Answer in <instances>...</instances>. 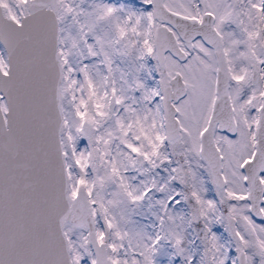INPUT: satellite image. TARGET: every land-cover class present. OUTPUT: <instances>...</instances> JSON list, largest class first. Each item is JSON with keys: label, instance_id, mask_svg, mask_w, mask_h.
<instances>
[{"label": "snow or ice", "instance_id": "1", "mask_svg": "<svg viewBox=\"0 0 264 264\" xmlns=\"http://www.w3.org/2000/svg\"><path fill=\"white\" fill-rule=\"evenodd\" d=\"M0 264H264V0H0Z\"/></svg>", "mask_w": 264, "mask_h": 264}]
</instances>
